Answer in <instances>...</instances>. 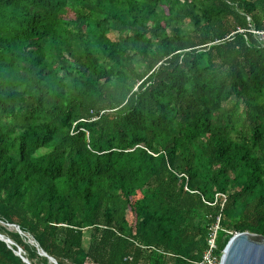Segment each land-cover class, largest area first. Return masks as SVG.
Returning <instances> with one entry per match:
<instances>
[{"label": "trees", "instance_id": "16d2710c", "mask_svg": "<svg viewBox=\"0 0 264 264\" xmlns=\"http://www.w3.org/2000/svg\"><path fill=\"white\" fill-rule=\"evenodd\" d=\"M218 215L264 236V0H0V264H192Z\"/></svg>", "mask_w": 264, "mask_h": 264}, {"label": "water", "instance_id": "95a60500", "mask_svg": "<svg viewBox=\"0 0 264 264\" xmlns=\"http://www.w3.org/2000/svg\"><path fill=\"white\" fill-rule=\"evenodd\" d=\"M7 226L14 228L21 234L24 233L15 224L7 223ZM26 235L28 236V241L37 246L40 254L46 256L48 261L52 264H58L52 256L48 255L38 246V243L31 235ZM0 238L6 242L12 243L9 238H6L1 233ZM15 253L29 263L28 259L21 253L20 248H18ZM220 264H264V236L247 230L234 233L222 248Z\"/></svg>", "mask_w": 264, "mask_h": 264}, {"label": "built area", "instance_id": "2783aa9c", "mask_svg": "<svg viewBox=\"0 0 264 264\" xmlns=\"http://www.w3.org/2000/svg\"><path fill=\"white\" fill-rule=\"evenodd\" d=\"M226 199H227V195L225 193L216 192L214 194L213 201H207V200L204 201L211 205L215 204L216 202H219L220 208H222ZM219 220H220V215L217 216L216 222L214 226L211 228V231L207 238L206 248L202 252L201 257L197 260L192 261V264H220L222 249L219 250L216 244V235H217V229L219 228Z\"/></svg>", "mask_w": 264, "mask_h": 264}, {"label": "rangeland", "instance_id": "374dc122", "mask_svg": "<svg viewBox=\"0 0 264 264\" xmlns=\"http://www.w3.org/2000/svg\"><path fill=\"white\" fill-rule=\"evenodd\" d=\"M24 253V252H23ZM49 264H51V263H49ZM86 264H90V263H86Z\"/></svg>", "mask_w": 264, "mask_h": 264}]
</instances>
